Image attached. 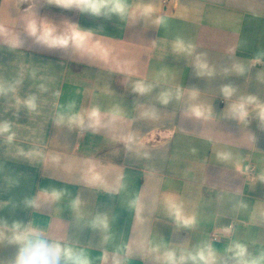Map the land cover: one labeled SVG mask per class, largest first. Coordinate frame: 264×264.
<instances>
[{
	"label": "crops",
	"instance_id": "0c3cea01",
	"mask_svg": "<svg viewBox=\"0 0 264 264\" xmlns=\"http://www.w3.org/2000/svg\"><path fill=\"white\" fill-rule=\"evenodd\" d=\"M131 2V0H130ZM159 11L152 20L133 23L113 17L111 20L80 14L77 10L49 5L46 0H0V81L20 80L16 97H39V109L29 112L16 108L11 96H0V121H9L15 139L12 144L0 136V217L11 223L31 222L47 230L51 238L68 237L88 251L93 264H100L102 249L111 253L146 232L154 243L181 245L189 248L211 242L227 260L224 248L232 240L246 243L258 254L264 249V224L252 223V217L264 213V183L255 179L264 171V132L257 121L248 126L225 119L229 101L221 95L222 85L237 88L235 100L252 94L264 102V0H144ZM34 14V15H33ZM49 21L62 31L76 24L94 33L93 39L111 49V58L80 57L71 50L47 49L35 43L26 33V24ZM161 20L159 24L153 20ZM15 34L22 46L13 48L8 40ZM195 45L192 55L174 54L172 42L177 38ZM156 47H153V42ZM207 53V61L216 68L213 77L198 76L194 69L196 54ZM259 57L260 62L253 64ZM126 67L121 72L117 67ZM248 67L243 75L225 73L234 64ZM34 74V75H33ZM160 77L159 87L139 96L132 86L139 80L153 82ZM44 84L47 91H41ZM184 91L180 100L168 105L158 101L165 90ZM197 89L199 101L211 105L214 119L197 120L184 115L187 93ZM59 91L60 96L55 93ZM75 103L76 110L93 104L107 111L119 106L127 116L117 133L92 134L82 137L67 127L55 126L54 114ZM145 106L155 107L160 119L152 121L141 112ZM130 121V123H129ZM257 135L255 144L246 142L249 132ZM134 132L144 142L140 151H148L150 159L137 155V146L129 151L113 136ZM39 148L45 154H61V163L75 161L71 173L39 159L19 156L18 150ZM232 151L243 159V167H254L253 176L237 172L231 164L216 160V152ZM92 159L119 169L125 176L126 191L111 195L86 185L79 162ZM115 171L109 175V182ZM59 190L61 200L44 202L40 209L25 207V200L44 190ZM247 202V210L233 213L236 191ZM175 193L186 209L195 211L198 223L194 229H177L164 213L160 198ZM140 195L146 205L145 223L137 225L128 200ZM79 197L84 220H77L71 204ZM107 213L112 239L102 245V234L88 227L86 220ZM233 232L226 235L225 227ZM218 240H214V235ZM14 247H0V259L14 256ZM127 264H153L150 259L133 256ZM229 264L231 262L229 261Z\"/></svg>",
	"mask_w": 264,
	"mask_h": 264
},
{
	"label": "clouds",
	"instance_id": "9594fccd",
	"mask_svg": "<svg viewBox=\"0 0 264 264\" xmlns=\"http://www.w3.org/2000/svg\"><path fill=\"white\" fill-rule=\"evenodd\" d=\"M49 5H55L64 9L77 10L80 14H87L96 18L111 20L117 17L121 20H130L138 23L141 20H152L153 14L159 11V8L153 3H146L144 0H46ZM34 15V14H33ZM162 21L157 19L152 23L159 24ZM26 33L34 39L35 43L46 47L47 49L71 50L80 57L99 58L105 62L111 58V49L102 45L101 42L93 39L94 33L85 30L76 24H68L62 31L49 21L37 22L31 18L26 24ZM13 48L22 46V40L15 34L8 40ZM153 42V47H156ZM171 50L174 54L192 55L195 51V45L186 42L182 38L175 39L171 44ZM257 57L253 64L259 63ZM117 67L121 72H127L126 67H121L117 61ZM194 69L198 76L213 77L216 75V68L207 61V53H199L194 58ZM225 73L234 71L243 75L248 71V67L243 64H234L231 69L225 68ZM34 75V74H33ZM157 75L153 82L139 80L132 86L134 93L144 96L150 93L154 88L159 87L160 77ZM20 80L0 81V96H11L15 98V107L21 106L29 112H36L39 109V97L29 95L20 100L16 97L17 86ZM40 90L47 91L44 84H41ZM220 92L225 101H229L224 110L225 119L238 122L240 125L248 126L252 120L257 121V128L264 132V102L257 96L248 94L241 95L237 99L232 98L237 94V88L225 84L220 88ZM57 97L60 92L55 93ZM185 96L181 89L162 91L159 94L158 101L162 105H168L174 98L180 100ZM200 93L197 89H192L187 93L188 106L184 115L188 118L197 120L214 119L213 108L199 101ZM141 115L148 120L160 119L159 111L153 106H145ZM127 119L126 113L115 106L107 111H103L100 106L93 104L87 109L76 110L75 103H69L66 109L57 110L54 114V124L57 127H67L70 131H76L77 135L82 137L85 133L92 134L117 133L121 130V125ZM130 123V121H129ZM0 136L6 138V143L12 144L15 139V132L12 131V124L9 121H0ZM113 139L125 144L126 149L131 151L133 146H137V155L147 160L151 158L148 151H140L144 147L142 140H137L134 132H128L126 135L113 136ZM258 137L255 133L249 132L246 136V142L255 144ZM19 156L39 159L45 164H51L54 167H61L65 172L71 173L76 166L75 161L61 163L63 157L58 153L45 154L39 148H32L29 151L19 149ZM216 160L224 164H231L237 172L247 174L249 169L243 167V159L237 153L232 151L220 150L216 152ZM79 171L82 181L90 186L103 190L111 195H117L126 191L127 184L125 176L119 169H113L110 165H104L92 159H85L79 162ZM115 171L114 178L109 182V175ZM255 179L264 183V171ZM237 190L232 194L234 200L232 211L239 213L247 210L248 204L240 197ZM64 193L59 190H44L38 196L25 200V207L40 209L44 202H56L63 198ZM164 213L175 224L177 229H194L198 223V217L193 210L189 212L186 209L184 200L175 193H164L160 198ZM71 207L76 213L77 220H84V214L81 212L82 201L77 197L72 201ZM128 207L135 213L137 225L145 223L144 212L146 205L140 195H135L128 200ZM252 223L264 224V213L259 217L253 216ZM86 225L102 234V245H106L111 239L110 220L107 213H98L92 219L85 221ZM223 232L230 235L233 232L232 226L225 227ZM0 247H14L16 252L14 256L0 259V264H93L88 251L74 243L68 237L51 238L46 229L35 226L33 223H24L19 220H13L11 223L3 217H0ZM223 253L227 260H221V254L213 247L211 242L205 241L200 245L189 248L186 244L169 245L163 242L157 244L148 238L146 232H141L138 237L130 242L122 244L115 248L111 253L106 248L102 249L99 257L100 264H127V261L133 256H140L144 259H150L153 264H264V249L258 254L249 251L246 243L240 240H232L224 248Z\"/></svg>",
	"mask_w": 264,
	"mask_h": 264
},
{
	"label": "built area",
	"instance_id": "2783aa9c",
	"mask_svg": "<svg viewBox=\"0 0 264 264\" xmlns=\"http://www.w3.org/2000/svg\"><path fill=\"white\" fill-rule=\"evenodd\" d=\"M169 1H171V0H166V3L169 2ZM246 167L249 169V171H248V173L246 175L247 176H253L254 173H255L254 167L251 166V165H248ZM213 238H214V240H218V236L216 234L213 236Z\"/></svg>",
	"mask_w": 264,
	"mask_h": 264
}]
</instances>
